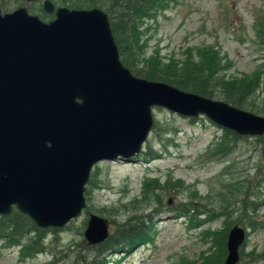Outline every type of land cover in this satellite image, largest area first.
Listing matches in <instances>:
<instances>
[{
    "label": "water",
    "instance_id": "water-1",
    "mask_svg": "<svg viewBox=\"0 0 264 264\" xmlns=\"http://www.w3.org/2000/svg\"><path fill=\"white\" fill-rule=\"evenodd\" d=\"M0 11V215L16 211L41 229L61 228L85 207L94 164L137 154L151 108L203 116L240 136L264 134V117L225 102L134 76L119 60L107 15L54 7L41 21L27 5ZM107 220L88 214V246L107 238ZM244 231L226 234L222 264H236Z\"/></svg>",
    "mask_w": 264,
    "mask_h": 264
},
{
    "label": "rangeland",
    "instance_id": "rangeland-1",
    "mask_svg": "<svg viewBox=\"0 0 264 264\" xmlns=\"http://www.w3.org/2000/svg\"><path fill=\"white\" fill-rule=\"evenodd\" d=\"M49 1L55 7L74 9L62 5L63 0ZM40 2L28 4L27 11L49 21L52 17L42 12ZM23 5L19 0L7 11L1 7L0 11L11 12ZM139 45L145 57L157 53L163 63L183 61L188 48H203L209 55L215 52L212 54L217 58L210 62L215 65L216 60L223 69L220 78L223 75L258 83L249 105L259 109L257 115L264 113V0H172L156 18L143 21ZM189 55L197 60L196 50ZM151 114L153 125L138 154L102 160L92 167L81 215L62 228L41 230V250L28 258L20 257L19 247L0 240V264H73L75 254H86L82 233L89 213L118 223L128 210H140L150 218L149 242L103 255L108 264H179L182 258L193 261L206 254L203 230L220 229L224 223L228 228L237 223L246 231L238 264H264V181L256 197L244 201L246 219L239 218L238 211H229L241 210V197L232 199L236 202L233 208L221 201V196H227L222 188L230 187L231 196L241 194L239 187L248 186L253 176L247 169L255 164L261 167L251 141H236L231 149L223 131L203 117L190 120L158 107H153ZM222 147L226 153L231 151L226 158L219 152ZM145 180L156 181L163 190L145 192ZM166 182L178 186L173 190L165 186ZM151 194L158 195L159 200ZM179 203L201 204L199 209L215 212L219 205L229 206V215L204 222V211L194 218L170 211L179 208ZM249 203L256 207L252 213ZM113 230L114 223H108L107 232ZM26 241L21 239V243ZM68 249L72 251L65 256Z\"/></svg>",
    "mask_w": 264,
    "mask_h": 264
},
{
    "label": "trees",
    "instance_id": "trees-1",
    "mask_svg": "<svg viewBox=\"0 0 264 264\" xmlns=\"http://www.w3.org/2000/svg\"><path fill=\"white\" fill-rule=\"evenodd\" d=\"M19 0H7L0 4L2 10H8ZM172 0H63L62 5H67L69 8L79 9L85 7H95L106 13L111 29L113 39L115 41L118 56L121 63L127 67L130 72L136 77L148 80L166 83L180 90L198 94L203 97L220 100L238 109L256 114L259 109H252L249 105L250 95L255 93L258 83L253 80L235 79L233 77L220 78V73L223 69H219L218 63L214 60L215 65L211 64L210 60L216 59L212 53L203 52V48L186 49V57L183 61L171 59L167 62L161 61L157 53L144 56L142 47L139 45L141 36V25L144 20L156 18L158 14L167 9L168 4ZM10 6V7H8ZM198 47V46H197ZM196 50V61L190 59L191 51ZM202 50V51H201ZM201 51V52H199ZM208 58V59H207ZM224 78V79H223ZM257 115V114H256ZM260 116V115H259ZM264 117V113L261 114ZM223 134L229 142H231V149L236 146V141L247 138L251 141L253 155L261 161L258 163L261 167H249L247 170L252 172L248 186H241V194L231 196L229 188L226 189L227 196H221V201L236 204L232 201L234 197H241V210L231 209L229 211H238L239 218L246 219L247 204L244 201L249 198L256 197V190L259 189L260 184L264 181V135L261 137H242L233 132L221 129ZM252 139V140H251ZM234 145V146H233ZM220 149L221 157L226 158L229 153ZM230 149V150H231ZM90 180V179H89ZM179 182V181H177ZM88 186L89 181H88ZM145 192L149 189L153 191L163 190V186L157 184L156 181L145 180ZM153 186V187H152ZM165 186L170 189H176L177 184H170L166 182ZM169 189V188H167ZM153 193V192H152ZM153 195V194H151ZM155 199L159 200L158 195H153ZM232 201V202H231ZM201 207V204H197ZM179 208H171L170 211L182 214L184 217L192 218L199 215L201 211L206 214L204 222H211L217 218L226 219L229 215L228 207L219 205L218 211L212 209L201 210L199 207L179 203ZM255 205L249 203L251 213L255 209ZM142 211L124 212L126 214L124 220L116 222L114 219H106L108 223H114V230L108 235L107 239L101 244L89 247L82 245L86 254L79 256L78 253L74 255L73 264H107L104 259L105 254H110L118 250L130 249L137 244H146L149 242L150 234V218L148 215L141 214ZM190 214V215H189ZM191 218V219H192ZM253 223H249L251 226ZM229 224H223L222 228L210 230L205 229L202 232L204 242L208 243L205 255H201L193 261L181 259L179 264H221L225 257V237L228 231ZM255 226V224H253ZM41 229L36 228L33 223L24 215L13 210L9 215L0 216V240L6 242L9 246L19 247V255L21 258H28L36 252L41 250ZM27 240L21 243V239ZM70 249L64 254L68 256ZM76 253V252H75Z\"/></svg>",
    "mask_w": 264,
    "mask_h": 264
}]
</instances>
